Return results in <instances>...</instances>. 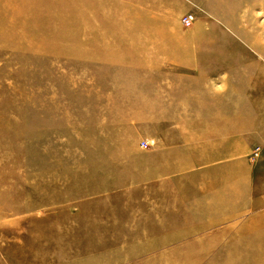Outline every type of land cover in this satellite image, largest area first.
I'll use <instances>...</instances> for the list:
<instances>
[{"label": "rangeland", "instance_id": "1", "mask_svg": "<svg viewBox=\"0 0 264 264\" xmlns=\"http://www.w3.org/2000/svg\"><path fill=\"white\" fill-rule=\"evenodd\" d=\"M254 1H212L198 8L201 28L194 19L178 32L213 34L229 53L185 64L231 63L211 75L233 77L242 95L264 81V0ZM147 10L139 0H0V264H222L219 227L198 223L216 198H181L170 214L146 174L128 180L113 166L148 136L138 107L162 61L150 60L142 22L157 14Z\"/></svg>", "mask_w": 264, "mask_h": 264}, {"label": "crops", "instance_id": "2", "mask_svg": "<svg viewBox=\"0 0 264 264\" xmlns=\"http://www.w3.org/2000/svg\"><path fill=\"white\" fill-rule=\"evenodd\" d=\"M212 1L219 0H139L143 13L146 6L148 13L157 14L156 20L143 21L142 28L155 45L150 60L162 62L145 77L147 96L138 107L139 116L147 119V138L156 142L141 151L133 144L118 151L120 161L113 166L125 170L128 180L146 174L152 199L157 204L164 199L170 214L181 198H216V209L203 208L198 223L219 227L222 264H264V81L236 94L233 77L216 80L211 75L231 69V63L185 64L187 59L228 54L226 48L214 47L215 36L178 33L186 13L197 19L195 29L201 28L198 8L211 7Z\"/></svg>", "mask_w": 264, "mask_h": 264}, {"label": "built area", "instance_id": "3", "mask_svg": "<svg viewBox=\"0 0 264 264\" xmlns=\"http://www.w3.org/2000/svg\"><path fill=\"white\" fill-rule=\"evenodd\" d=\"M194 15L191 13H186L183 14L181 17V23L185 26H190L193 22H194ZM156 142V139H149V138H144L141 139V144L142 146H144L145 148L150 147L151 145H154ZM254 154L257 155L258 151L257 148L254 149Z\"/></svg>", "mask_w": 264, "mask_h": 264}]
</instances>
